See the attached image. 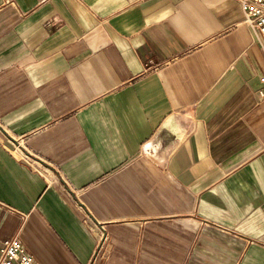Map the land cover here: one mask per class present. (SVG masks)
Listing matches in <instances>:
<instances>
[{"label": "crops", "instance_id": "1", "mask_svg": "<svg viewBox=\"0 0 264 264\" xmlns=\"http://www.w3.org/2000/svg\"><path fill=\"white\" fill-rule=\"evenodd\" d=\"M243 20L239 0H0V248L264 264V46Z\"/></svg>", "mask_w": 264, "mask_h": 264}, {"label": "built area", "instance_id": "2", "mask_svg": "<svg viewBox=\"0 0 264 264\" xmlns=\"http://www.w3.org/2000/svg\"><path fill=\"white\" fill-rule=\"evenodd\" d=\"M244 23L250 27L264 46V0H239ZM155 155L156 149L150 148ZM0 264H40L27 252L19 238L6 240L0 248Z\"/></svg>", "mask_w": 264, "mask_h": 264}, {"label": "rangeland", "instance_id": "3", "mask_svg": "<svg viewBox=\"0 0 264 264\" xmlns=\"http://www.w3.org/2000/svg\"><path fill=\"white\" fill-rule=\"evenodd\" d=\"M150 152H151V151H149V150L147 151V153H150Z\"/></svg>", "mask_w": 264, "mask_h": 264}]
</instances>
